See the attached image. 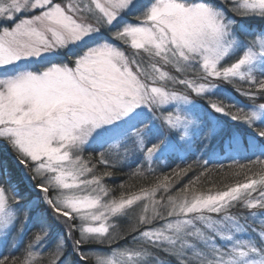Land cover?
<instances>
[{
	"label": "snow or ice",
	"instance_id": "snow-or-ice-1",
	"mask_svg": "<svg viewBox=\"0 0 264 264\" xmlns=\"http://www.w3.org/2000/svg\"><path fill=\"white\" fill-rule=\"evenodd\" d=\"M0 264H264V0H0Z\"/></svg>",
	"mask_w": 264,
	"mask_h": 264
},
{
	"label": "trees",
	"instance_id": "trees-1",
	"mask_svg": "<svg viewBox=\"0 0 264 264\" xmlns=\"http://www.w3.org/2000/svg\"><path fill=\"white\" fill-rule=\"evenodd\" d=\"M241 163H244L246 161H240ZM232 160H222L220 164H223L225 167L223 170H219V165L220 164H214V165H210V167H212L214 169V172H213V175L216 176L217 179H222V180H228L230 179V177L228 175H226V173L228 172V165L232 164ZM167 171V169H165ZM216 170H219V175H217V171ZM124 179V176L123 174H121L117 179H116V182L115 184H113L112 182H109V186L110 187H116L117 184H119L121 182V180ZM187 179L188 178H185L184 181H182V183L180 185H178V187H182L184 183H187ZM141 183H145L143 180L140 181Z\"/></svg>",
	"mask_w": 264,
	"mask_h": 264
},
{
	"label": "rangeland",
	"instance_id": "rangeland-1",
	"mask_svg": "<svg viewBox=\"0 0 264 264\" xmlns=\"http://www.w3.org/2000/svg\"><path fill=\"white\" fill-rule=\"evenodd\" d=\"M222 160H227V159H221V160H219V161L213 162L212 165H214V164H216V165H217V164H220Z\"/></svg>",
	"mask_w": 264,
	"mask_h": 264
}]
</instances>
